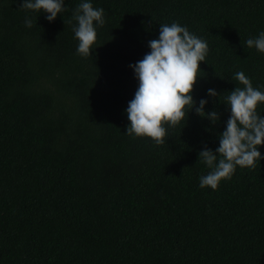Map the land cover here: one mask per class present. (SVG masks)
<instances>
[{"label":"trees","instance_id":"16d2710c","mask_svg":"<svg viewBox=\"0 0 264 264\" xmlns=\"http://www.w3.org/2000/svg\"><path fill=\"white\" fill-rule=\"evenodd\" d=\"M81 2L49 22L0 0V264H264V159L212 190L198 158L219 146L234 74L264 91V54L246 46L264 0H90L105 23L88 57L68 23ZM174 21L209 52L195 106L156 145L126 135L129 65ZM201 99L217 123L195 113Z\"/></svg>","mask_w":264,"mask_h":264},{"label":"clouds","instance_id":"9594fccd","mask_svg":"<svg viewBox=\"0 0 264 264\" xmlns=\"http://www.w3.org/2000/svg\"><path fill=\"white\" fill-rule=\"evenodd\" d=\"M21 10L46 13L45 19L53 22L57 14L67 11L64 0H22ZM74 39L78 41L76 52L81 57L91 56L97 39V27L105 23L104 9L93 7L90 0H82L72 11L68 23ZM25 27H32V20L25 18ZM248 48L264 54V31L246 41ZM150 51L135 64L133 70L138 87L125 110L129 124L126 135L147 137L156 145L165 144L168 128L185 121L196 102L191 95L197 82L200 62H205L209 52L207 41L191 33L177 22L161 24L159 37L148 42ZM237 87L226 97L230 115L225 130L219 135L215 153L204 146L198 153L199 160L210 171L199 178V187L218 188L222 180H230L236 168L255 169L264 159L258 150L264 144V116L257 112L258 103H264V91L254 87L243 71L234 74ZM264 87V86H261ZM214 89L207 90L208 97H217ZM208 100L201 99L195 113L212 124L219 120L215 110L205 112Z\"/></svg>","mask_w":264,"mask_h":264}]
</instances>
